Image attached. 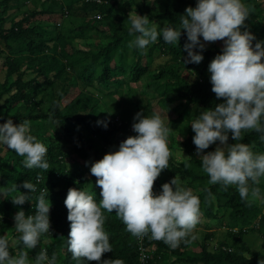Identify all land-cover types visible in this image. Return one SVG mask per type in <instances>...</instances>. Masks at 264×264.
Wrapping results in <instances>:
<instances>
[{
    "label": "trees",
    "instance_id": "1",
    "mask_svg": "<svg viewBox=\"0 0 264 264\" xmlns=\"http://www.w3.org/2000/svg\"><path fill=\"white\" fill-rule=\"evenodd\" d=\"M26 1L28 0H0V75H2L0 124L9 118L14 124L29 120L31 134L47 146L46 158L50 168L48 171L38 168L27 169L22 164L23 157L0 146V187L7 192L6 199H0L2 217L0 235L13 224V217L18 211L23 210L26 216L34 214L36 197L45 188L51 204L50 235L42 236L37 248L28 250L29 258L34 259L41 250H46L49 257L55 255L57 264H77L64 246L70 231L64 200L69 188L86 190L97 201L101 199V189L96 186V178L90 174V166L92 162L102 159L106 152L117 150V127L111 126V119L119 118L124 123L132 124L126 120L127 114L119 102L122 88L148 78L149 85L159 94L158 103L169 112L167 117L172 130H175L186 123L192 109H196L199 114L200 110L212 108L215 104L223 102L217 100L215 94L211 92L209 77L205 74L208 64L221 53L222 48H216L214 45L209 47L207 43L200 65H185V68L196 74V79L189 82L179 69V63H182L183 57L187 55L183 51V45L186 43L183 32L178 45L166 44L159 40L147 46L142 53L138 48L129 47V42L134 36L129 35L130 13L126 5L118 6L114 0H51L50 4H43L41 9H30L27 13L21 14L20 19L13 20L16 12L21 6L24 7ZM256 1L245 0L252 5L249 7L250 15L245 23L257 40H264V27L259 29L262 18L257 13L259 5L257 6ZM260 1L264 6V0ZM12 11H15L14 14L8 13ZM140 12L144 16V13ZM183 14L182 9L166 6L162 14L150 13L147 17L150 20L149 26L151 22L161 20L164 26L165 22H168L178 28L179 16ZM88 15L99 16L100 20L107 24L108 33L104 31L100 21L95 20L76 27L70 31L69 36H65L56 27L65 17ZM87 30L106 36L107 43L96 48L97 51H92L93 48L90 46L89 50H84L81 45L84 46L83 40ZM76 40L78 41L75 42ZM50 56H58L64 63L61 69L68 70L72 75L68 90L56 99L54 84L57 76L49 77L47 75L49 71L43 68L42 64L43 59ZM160 58L165 60L164 64L154 65ZM88 87H96L95 90L103 94L104 99L108 100L107 103L116 108L114 113H110L113 117L103 119V122H107L106 129L102 124H92L95 119L94 112H91L93 109L83 108L88 99L86 94ZM112 88L114 92H111ZM70 89L76 90L75 96L69 95ZM159 89L162 91L159 92ZM173 101L178 103L174 108L171 107ZM88 133L91 135L87 136ZM193 135L190 130L188 137L181 143V148L187 158L184 161L186 165L195 166L197 171L186 169L184 173L194 181L200 179L208 182L207 174L202 176L195 174L202 169L195 155ZM259 137V133L248 131L244 133L241 142L251 145L253 151L258 153L264 150V142H261ZM229 143L233 141L229 139ZM215 147L216 145H212L205 152L212 151ZM172 161L170 157L169 168L166 171L174 178L182 173L172 165ZM85 162H88L87 167ZM161 174H164L163 171ZM26 180L35 184L37 190L30 202L16 206L10 199L17 195L12 191L13 185L17 186L18 192L27 194L28 190L19 187ZM156 181L153 191L157 189ZM195 195L200 199V212L206 218L216 219L219 212L224 213L231 209V221L228 225L232 229H239V225L242 227L237 234L230 233L229 236L240 242L247 233L243 229L244 225L250 224L248 219L250 205L248 201L241 200L236 186L230 185L225 188L219 183L211 184L200 194ZM213 198L217 202L216 212ZM105 216L104 229L109 235L113 250L112 253L103 254L101 259H121L124 264H138L136 237L126 231V226L114 211L111 214L105 213ZM257 228L264 230V212L259 217ZM18 236V233L13 232L7 237L10 246L13 238ZM144 240L145 243L149 242L150 234L144 236ZM240 243L239 251L231 254L225 255L221 250L218 253H211L208 246L203 244L200 253L193 255L186 251L190 244L187 239L175 250L162 240H154L151 244L155 247L156 256L153 255L148 264L161 263L166 252L186 264H264L263 255L252 252L244 242ZM89 264L97 262L92 261Z\"/></svg>",
    "mask_w": 264,
    "mask_h": 264
},
{
    "label": "clouds",
    "instance_id": "2",
    "mask_svg": "<svg viewBox=\"0 0 264 264\" xmlns=\"http://www.w3.org/2000/svg\"><path fill=\"white\" fill-rule=\"evenodd\" d=\"M249 15L245 0H196L195 7H187L179 16L178 28L168 22L159 28L154 22L149 26L147 16L132 11L128 17L129 35L134 39L129 47L143 53L147 46L159 40L178 45L183 32L186 36L183 51L187 54L183 65H199L207 43L223 42L221 53L207 68L211 92L223 102L200 110L191 120L195 155L209 177V184L219 183L225 188L235 185L242 201H248L251 196L264 203L257 186L264 178V153H256L251 145L241 142L244 133L250 130L259 133L260 141L264 142V40H257L250 32L245 23ZM97 123L107 128V122ZM131 128L135 135L123 140L116 151L91 163L90 174L101 189L99 201L80 188L67 191L64 205L70 231L64 246L77 264L82 260L83 264L92 261L124 264L121 259H101L113 250L104 229L105 213L114 211L126 231L136 237V252L137 238L150 234L145 246L153 252L152 256L156 254L151 244L154 240H162L175 250L200 222V199L184 186L178 175L162 184L158 193L153 191L154 182L168 169L171 156L168 137L173 130L167 113L162 116L157 112L151 115L137 112ZM212 145H216L214 150L205 152ZM0 146L23 157L22 164L27 169L48 171L50 168L47 146L31 134L29 120L14 124L9 118L0 124ZM19 187L28 192H18L13 185L12 191L17 195L10 199L16 206L30 202L37 190L27 180ZM6 196L7 192L0 187V199ZM48 196L44 188L36 197L34 214L26 216L20 210L13 217L14 231L19 236L12 243L19 248L18 255L10 251L9 239L0 235V264H57L55 255L49 257L46 250H41L34 259L28 255V250L37 248L42 236L50 235Z\"/></svg>",
    "mask_w": 264,
    "mask_h": 264
},
{
    "label": "rangeland",
    "instance_id": "3",
    "mask_svg": "<svg viewBox=\"0 0 264 264\" xmlns=\"http://www.w3.org/2000/svg\"><path fill=\"white\" fill-rule=\"evenodd\" d=\"M50 2L51 0H28L25 2L24 7L21 6L20 9L16 12L13 20L20 19L21 14L27 13L30 9H41V6L43 4L48 5L50 4ZM114 2L118 6L126 5V8L129 10V13L135 11L136 14L141 16L143 15L140 11L144 13V16H148L150 13L153 15H160L165 11L166 6H171L185 11L187 7H195L196 4V0H145V2H143V0H114ZM256 4L257 6L259 5V10L257 11V13L262 18L261 24L259 25V29H262V27H264V6L261 5L260 0H257ZM246 5L248 7L252 6L251 3H246ZM14 12L15 11L8 13L14 14ZM94 20L100 21L101 26L103 27V29H105L104 31L108 33L107 24L100 20L99 17H95L94 15H88L86 17L75 16L74 18L65 17L63 18L62 22L56 27L59 29L60 32H63L65 36H69L70 31L74 30L76 27H80L82 24L91 23ZM155 23L159 26V28L164 27V22L161 20H157ZM77 41L78 40H76L75 42ZM83 41L84 46L81 45V47L84 50H89L90 46L91 48H93L92 51H97L98 49L96 48H100L105 45L108 41V38H106V36L99 35L93 30H87L85 34V40ZM211 45H214L216 48H222L223 42L217 41L208 43L209 47H211ZM185 57L186 56L183 57V60ZM164 62L165 60L160 58L154 62V65L159 64L160 66H162ZM42 64L43 68L49 71L47 73L49 77H52L54 75L57 76L56 82L54 84V97L56 99L68 90L72 75L68 70L65 71L64 68L61 69V65H64V63L58 56H50L46 59H43ZM179 69L186 75L189 82H192L196 79V74L193 77L192 75L194 72L191 69L185 68L183 62L179 63ZM205 74L206 77L210 76L208 71H206ZM28 77L30 76L28 75ZM1 80L2 75H0V81ZM149 83L150 80L148 78H144L141 82L133 84L131 83L130 86H124L121 90L122 96L119 102L122 105V110L125 111L127 114L126 120L131 123H133V117L137 112H142L145 115H151L154 112H157L162 116H164L166 113L167 116L169 114V112L162 108L158 103L159 94L149 85ZM81 87L84 88L83 84H81ZM95 89L96 87H88L86 89L88 99L83 104L84 109H93L91 112H94L93 115L95 116V119L93 120L92 124H98L97 121H103V119H107L110 116L113 117V115L110 113H114V111L116 110L115 107L113 108L111 103H107L108 100L104 99L103 94L99 93ZM160 91H162V89H159V92ZM111 92H114L113 88L111 89ZM75 94L76 90L70 89L69 95L72 97L75 96ZM101 103H103V105L105 106H103ZM1 105L2 101L0 102V106ZM177 105V102L173 101L171 103L172 108L176 107ZM196 115H198L197 110L192 109L189 117L186 120V123L181 124L178 128H176L169 134L168 147L171 153L170 157L173 160L171 163L174 167L181 171L182 174H178V176L181 178L182 181H184V186L190 188L193 194H200L202 190L207 187V185L211 184L200 179L194 181L191 179V177H188L187 174L184 173L186 169L191 170L193 172H196L197 170L193 165H186V162L184 161H186L187 158L183 155L181 151V143L185 138L188 137L189 131L191 130L190 122ZM90 135V133L87 134V136ZM133 135H135V133H133L132 136ZM258 153H264V150H261ZM163 173L164 174H161V176L156 181L157 189L154 191L157 193L159 192L160 186L162 184L169 182L172 179L166 169L163 170ZM195 174L202 176L205 173L203 172V170H200L199 173ZM234 186L235 185H231V187ZM259 188L261 190V196L264 197V178H261ZM213 203L215 204L214 211L216 212L217 202L214 198ZM248 203L250 205V208L248 210V219H250V224L244 225L243 229H245L247 233L242 237L240 242H244L252 252L259 253L264 256V230H259L257 228L259 217L264 212V203H262L260 199L252 198L251 196L250 199H248ZM231 212L232 211L230 208L227 209L224 213L219 212L217 214L219 217L216 219H209L201 214L199 224L193 230V233L186 238L190 242L186 251H188L189 254L197 255L200 253L202 245L206 244L208 246V251L211 253H218L220 252V250L225 255L228 253L231 254L234 252H238L241 243L235 241L229 235L230 233L237 234V231L242 226L239 225V229H232L230 225H228L229 221H231ZM251 229H253V231H250ZM13 232H15L14 222L3 235L9 237ZM192 235H195L196 238L192 239ZM10 251L13 255H18L19 248L17 249V247L13 243H11ZM30 259L33 258L30 257ZM159 264L186 263L179 262V260H177L173 255L166 252L164 253V256H162V261Z\"/></svg>",
    "mask_w": 264,
    "mask_h": 264
},
{
    "label": "built area",
    "instance_id": "4",
    "mask_svg": "<svg viewBox=\"0 0 264 264\" xmlns=\"http://www.w3.org/2000/svg\"><path fill=\"white\" fill-rule=\"evenodd\" d=\"M110 124L113 127H117L116 145L118 149L119 144L127 137L131 136L132 128L130 124H128L127 122H122L119 118L111 119ZM105 154H107V152ZM137 245L138 264H148V262L152 258L153 252H150V249L145 246L144 237L140 239L137 238Z\"/></svg>",
    "mask_w": 264,
    "mask_h": 264
}]
</instances>
